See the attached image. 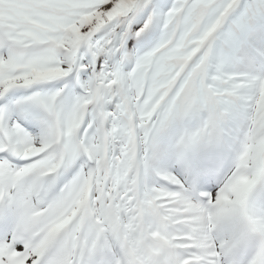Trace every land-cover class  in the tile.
<instances>
[{"label": "snow or ice", "instance_id": "obj_1", "mask_svg": "<svg viewBox=\"0 0 264 264\" xmlns=\"http://www.w3.org/2000/svg\"><path fill=\"white\" fill-rule=\"evenodd\" d=\"M0 264H264V0H0Z\"/></svg>", "mask_w": 264, "mask_h": 264}]
</instances>
